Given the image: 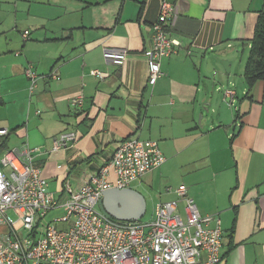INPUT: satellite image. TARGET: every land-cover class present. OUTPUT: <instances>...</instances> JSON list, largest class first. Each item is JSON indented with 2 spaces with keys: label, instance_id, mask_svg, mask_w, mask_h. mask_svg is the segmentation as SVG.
Masks as SVG:
<instances>
[{
  "label": "crops",
  "instance_id": "obj_1",
  "mask_svg": "<svg viewBox=\"0 0 264 264\" xmlns=\"http://www.w3.org/2000/svg\"><path fill=\"white\" fill-rule=\"evenodd\" d=\"M11 1L0 0V10L7 13ZM15 1L17 9L24 2L31 21L22 45L15 40V58L4 34L20 21L7 29L0 25V81H21L9 92L0 89V105L14 95L22 118L8 122L2 140L6 149L11 138V148L26 143L39 149L34 163L46 193L61 205L57 211L65 212L66 184L75 190L96 175L118 142L152 140L165 162L128 188L136 191L133 185L144 180L150 188L162 181L173 185L166 188L184 186L202 216L220 220L219 264H264V81L248 86L243 65L236 68L243 86H216L223 77L220 60L230 62L229 74L239 50L247 60L264 0H167L176 12L169 37L179 47L162 59V75L153 85L143 51L163 0ZM33 4L38 16H29ZM106 48L127 51L121 66L104 60ZM207 60L215 77L206 70ZM27 66L41 69L35 94H29ZM52 70L59 79L47 78ZM92 70L106 77L92 76ZM227 91L234 94L231 104ZM77 96L82 104L70 106ZM66 132L75 133L73 143L53 150L54 138ZM159 198L157 203L178 200L165 189Z\"/></svg>",
  "mask_w": 264,
  "mask_h": 264
},
{
  "label": "built area",
  "instance_id": "obj_2",
  "mask_svg": "<svg viewBox=\"0 0 264 264\" xmlns=\"http://www.w3.org/2000/svg\"><path fill=\"white\" fill-rule=\"evenodd\" d=\"M176 17L175 8L163 0L159 15L151 25L150 44L143 55L148 66V83L161 77L162 59L177 53L179 42L169 37ZM27 31L22 38L27 39ZM127 51L104 49L107 63L121 66ZM29 82V94L40 78L32 66L24 71ZM92 76L103 79L106 74L96 70ZM47 78L59 79L56 71ZM229 103L232 91L226 92ZM82 98L70 100L79 107ZM9 134L0 128V140ZM75 133L55 137L53 150L70 146ZM38 148L24 143L0 153V264H219L222 259V230L220 220L213 215L202 216L186 188H166L177 194L178 200L159 202L150 222L119 221L99 208L104 191L128 188L146 174L160 168L165 158L152 140L126 138L117 143L111 160L96 175L75 190L68 184L65 212L48 224L42 236L36 237L43 218L61 205L45 188L40 166L34 163ZM112 172L114 181L109 180ZM184 204L182 216L178 202ZM99 209H98V208Z\"/></svg>",
  "mask_w": 264,
  "mask_h": 264
},
{
  "label": "rangeland",
  "instance_id": "obj_3",
  "mask_svg": "<svg viewBox=\"0 0 264 264\" xmlns=\"http://www.w3.org/2000/svg\"><path fill=\"white\" fill-rule=\"evenodd\" d=\"M16 1L12 0L11 4H13V6L7 10V13L5 12L6 10H0V25L3 26V28H10L11 25H13V23L16 20H19L20 22L18 23V27L16 26L14 30H12L13 32L10 33V31H7L4 36H7L10 40L8 41V46L10 47L12 53V57L15 58V52L20 48V46L22 45V37H21V33H23L24 31H28L25 28L28 27V22L27 20L31 21L30 19H28V12L25 8V10H23V1H18L19 3V9H17L14 6V3ZM32 10L29 14V16L34 15V16H38V12L35 11L37 10V7L35 4L32 5ZM46 10L47 7H44ZM22 9V10H21ZM44 15H50L48 14L46 11L44 12ZM29 32V31H28ZM33 34V32H31V35ZM33 39V38H31ZM20 43V46L18 48H15V45H18V42ZM3 44H5L4 41H2ZM236 53V52H235ZM236 60H235V65L233 67V70L230 74L226 75L224 73V70L222 68L221 65V71L220 74H222V78L219 80V76H218V83L216 86H218L220 88L223 87V90L226 89H232V90H236L238 87H241L243 83L242 80V73H237L236 72V68L241 66L243 68V65H245L246 63V51H244L243 55H241V51L239 50V52L236 53ZM225 60V59H222ZM220 60V61H222ZM220 65V64H219ZM33 67V66H32ZM35 72L36 71H41L40 68L37 69V67L34 68ZM36 74H38L36 72ZM217 74V73H216ZM216 74H212L214 77L216 76ZM40 76V74H38ZM41 78V77H40ZM39 78V79H40ZM229 78H231L229 80ZM38 79V80H39ZM208 80L206 79V82ZM16 82H18L19 84L21 83V81H19L18 79H9V80H3L0 81V89L2 90H6V92H9L10 90L14 89V85L16 84ZM38 82V81H37ZM29 85V82H28ZM243 86V85H242ZM36 93V89L34 90V94ZM34 96L32 97V101L34 100ZM22 118V104L16 101V98H14L13 96H9L7 98V100L4 102V104L0 105V128H9L8 126V122L14 123L16 121H18L19 119ZM25 122V121H23ZM13 139L11 138L9 140L8 146L11 148L12 147V141ZM174 178H177V176H174ZM135 186L134 188L136 189L137 192H139L141 194V196H143V198L145 199V203H146V212L145 214L140 218V222L142 223H146V222H150L153 220L154 218V206L155 204L160 200L159 196L161 193L164 192V189H166V187H173V185L171 183L168 182H161V183H157L156 186H151L152 188H150L149 182L147 181H142V185L141 184H135L133 185ZM182 202V201H181ZM183 207L184 204L182 202V204H179V212L180 214L183 216L184 212H183ZM98 208V207H97ZM99 209V208H98ZM61 216V212H58L57 209L49 211L47 213V215L43 218L41 226L38 230V233H36V237H40L42 236L45 227L48 224H53V220L57 217ZM6 231L5 227H0V232H4Z\"/></svg>",
  "mask_w": 264,
  "mask_h": 264
},
{
  "label": "water",
  "instance_id": "obj_4",
  "mask_svg": "<svg viewBox=\"0 0 264 264\" xmlns=\"http://www.w3.org/2000/svg\"><path fill=\"white\" fill-rule=\"evenodd\" d=\"M220 65H222L224 73L228 75L230 62L222 60ZM206 70L213 75L217 73L211 66L210 60H207ZM145 205L143 196L130 188H110L102 193L99 201L101 211L119 221L135 222L140 220L145 213Z\"/></svg>",
  "mask_w": 264,
  "mask_h": 264
},
{
  "label": "trees",
  "instance_id": "obj_5",
  "mask_svg": "<svg viewBox=\"0 0 264 264\" xmlns=\"http://www.w3.org/2000/svg\"><path fill=\"white\" fill-rule=\"evenodd\" d=\"M249 48V55L244 65L243 77L247 85L251 86L258 80L264 81V2L262 8L258 11L257 23ZM5 144L6 140L1 139L0 153L6 149Z\"/></svg>",
  "mask_w": 264,
  "mask_h": 264
}]
</instances>
